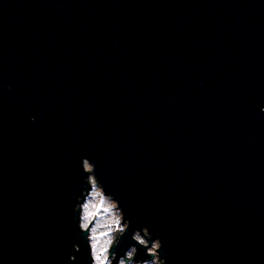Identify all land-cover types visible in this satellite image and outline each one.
I'll return each instance as SVG.
<instances>
[{
	"label": "water",
	"instance_id": "obj_1",
	"mask_svg": "<svg viewBox=\"0 0 264 264\" xmlns=\"http://www.w3.org/2000/svg\"><path fill=\"white\" fill-rule=\"evenodd\" d=\"M262 108L264 0H0V264H91L83 159L118 256L264 264Z\"/></svg>",
	"mask_w": 264,
	"mask_h": 264
},
{
	"label": "clouds",
	"instance_id": "obj_2",
	"mask_svg": "<svg viewBox=\"0 0 264 264\" xmlns=\"http://www.w3.org/2000/svg\"><path fill=\"white\" fill-rule=\"evenodd\" d=\"M264 113V108L261 109ZM82 171L86 177L85 183L92 189L101 191L104 194V201L106 206L103 207L104 216L101 217L100 222L92 229L91 234H88V240L90 244V261L91 264H166V260L161 257L163 250V244L159 238L153 239L152 235L147 228H141L135 230L131 236V240L134 242L132 246L125 251L123 256H118L114 251V245L120 243L119 238L115 233L120 236L129 230L130 221L125 219L124 211L122 210L119 201L114 195L106 192L103 184L96 176V166L88 159L82 160ZM85 194V193H84ZM81 207V203H78L75 212H78V208ZM99 211V210H98ZM112 220L110 224L108 221ZM121 221L123 223H121ZM90 221L82 220L81 214L79 217L78 228L81 234L89 233ZM115 224V228L112 227ZM105 229L100 232L99 237L95 234L98 230ZM108 237L100 242V237ZM144 250V257L137 259L139 250ZM79 248L75 249V252H79ZM72 262L75 261V254L70 257Z\"/></svg>",
	"mask_w": 264,
	"mask_h": 264
},
{
	"label": "rangeland",
	"instance_id": "obj_3",
	"mask_svg": "<svg viewBox=\"0 0 264 264\" xmlns=\"http://www.w3.org/2000/svg\"><path fill=\"white\" fill-rule=\"evenodd\" d=\"M102 206H106L104 194L96 189H91L82 204V220L91 222L89 223V234H91L92 229L100 222L101 217L104 216ZM108 222L111 224L112 220L109 219ZM112 227L115 228V224H112ZM102 231H105V229L98 230L95 235L99 237ZM107 238L106 236L100 237V242H103Z\"/></svg>",
	"mask_w": 264,
	"mask_h": 264
}]
</instances>
